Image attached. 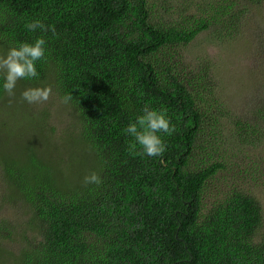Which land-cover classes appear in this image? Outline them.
Wrapping results in <instances>:
<instances>
[{"label":"trees","instance_id":"1","mask_svg":"<svg viewBox=\"0 0 264 264\" xmlns=\"http://www.w3.org/2000/svg\"><path fill=\"white\" fill-rule=\"evenodd\" d=\"M184 1L187 11L192 0ZM205 3L199 16L166 24L154 20L150 0H0V55L47 41L38 78L18 80L14 98L0 73V212L18 214L12 229L24 239L18 254L0 246V264H264V236L254 240L263 211L253 195L238 185L207 209L215 178L244 181L245 171L234 173L244 168L239 152L220 149L225 135L247 130L239 146L264 140V109L260 125L224 110L230 128L208 125L219 109L200 82L209 67L192 70L179 49L215 24L230 32L247 12L241 0ZM33 20L56 34L28 31ZM45 86L61 101L72 96L63 103L71 127L57 139L52 102L31 105L20 95ZM145 104L166 108L176 127L163 137L162 157L128 151L133 138L123 129ZM93 171L102 183L86 185ZM9 234L2 220L0 237Z\"/></svg>","mask_w":264,"mask_h":264},{"label":"rangeland","instance_id":"2","mask_svg":"<svg viewBox=\"0 0 264 264\" xmlns=\"http://www.w3.org/2000/svg\"><path fill=\"white\" fill-rule=\"evenodd\" d=\"M150 1L154 5V20L166 24L181 21L182 14L185 17L188 15L199 16L198 9L204 2V0H192L191 5L185 11L186 1L168 0L171 7L168 5L167 11L162 8L161 0ZM211 1L214 0H206L205 4L207 5ZM240 8L246 10L247 13L243 20L232 21L237 23L230 32H223L221 27L215 24L198 35L190 44L179 49L178 57H182V61L189 64L191 69L195 68L197 64L209 67V78L203 81L200 79V82L206 91L212 90L210 98L214 104L218 105L219 109L214 110V113L211 114L210 120L213 119V122L208 125L214 126V122L218 121L221 131L230 128L228 117L222 118L224 113L234 119H241L245 123L252 125L254 122L260 125L261 122L256 117L258 111L264 109V0L254 3L249 0H241ZM51 102L50 128L54 129L51 134L57 139L71 127L70 121L72 122V120L69 110L57 96H50L43 105L46 106ZM207 131L209 132L210 128ZM253 131L262 132L257 128H253ZM237 132L238 137L230 128L225 135V146L220 145V149L224 154H231L232 150L239 152L240 165L244 168L235 169L234 173L240 174L241 171H245L244 181L233 177L232 174H227L220 181L215 178L212 181L213 189L209 192L207 209L216 199L223 198L224 192L239 185L253 195L261 205L263 223L256 231L254 238L255 242H258L264 236V140L255 142L251 137V144L239 146V143L243 142L240 137L247 130L243 133L242 130L237 129ZM234 139L237 143V139H239L238 146ZM208 151L213 154L214 149L210 146ZM2 220L9 223L10 234L0 237V246L4 251L18 254L24 246V239H21L23 232L12 229V226L19 222L18 214L13 213V209H5L0 212V222ZM27 234L31 235L32 233L27 231ZM2 259L8 261L4 257Z\"/></svg>","mask_w":264,"mask_h":264},{"label":"clouds","instance_id":"3","mask_svg":"<svg viewBox=\"0 0 264 264\" xmlns=\"http://www.w3.org/2000/svg\"><path fill=\"white\" fill-rule=\"evenodd\" d=\"M28 31H51L56 34L54 26L46 25L40 20L25 23ZM47 41L43 36L37 37L32 42H21L11 47L6 55H0V73H3V90L9 98L15 97L18 80L38 78L37 62H46ZM21 99L31 105L46 103L52 95L51 86L29 87L21 92ZM72 99L71 94L62 98L63 103ZM123 132L132 137L128 144V151L132 155L162 157L167 145L163 139L165 135L171 136L176 132V127L171 123L167 109L152 108L145 104L142 114L134 121H130ZM84 183L99 185L101 177L96 172H91L84 177Z\"/></svg>","mask_w":264,"mask_h":264}]
</instances>
